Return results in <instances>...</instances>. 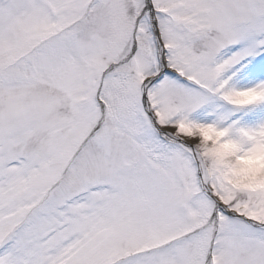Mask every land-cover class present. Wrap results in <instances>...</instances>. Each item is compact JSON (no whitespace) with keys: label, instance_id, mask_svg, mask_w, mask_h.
<instances>
[{"label":"snow or ice","instance_id":"1","mask_svg":"<svg viewBox=\"0 0 264 264\" xmlns=\"http://www.w3.org/2000/svg\"><path fill=\"white\" fill-rule=\"evenodd\" d=\"M0 264H264V0H0Z\"/></svg>","mask_w":264,"mask_h":264}]
</instances>
